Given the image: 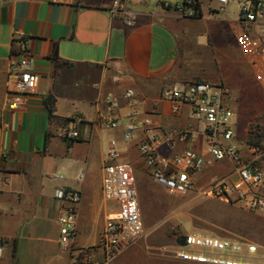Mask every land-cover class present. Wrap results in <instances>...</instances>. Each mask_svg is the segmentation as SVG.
<instances>
[{"label": "crops", "instance_id": "0c3cea01", "mask_svg": "<svg viewBox=\"0 0 264 264\" xmlns=\"http://www.w3.org/2000/svg\"><path fill=\"white\" fill-rule=\"evenodd\" d=\"M116 1L133 13V27L111 12ZM189 1L198 6L194 16L184 14ZM218 7L216 0H7L0 4V264H66L80 250L101 260L99 236L106 217L117 210L116 203L101 195L111 144L120 162L130 161L137 172L147 174L138 150L145 131L139 129L126 141L123 124L148 117L156 137L172 129L196 127L185 106L178 114L171 112L170 103L162 98L166 87L194 81L223 84L235 109L237 137L243 134L245 140L255 117L248 99L255 96L240 72L245 61L238 40L237 6L230 3L223 12ZM17 59L30 60L39 82L21 109L9 111L10 64ZM127 90L137 101L134 108L123 98ZM108 94L118 102L112 112L103 104ZM48 97L54 100L53 119L48 115ZM110 114L119 121L117 128L106 124L105 116ZM71 130L78 138L64 137ZM186 148L200 152L202 139L178 144L173 152ZM160 150L169 156L164 147ZM230 169L227 162L216 163L197 173L195 182L207 184ZM60 188L80 195L76 236L67 252L59 247V217L65 206L55 198ZM138 243L120 252L111 264H198L168 256L166 247L159 245L145 249L141 259L126 257ZM255 244L257 254L251 262L264 264V239Z\"/></svg>", "mask_w": 264, "mask_h": 264}, {"label": "built area", "instance_id": "2783aa9c", "mask_svg": "<svg viewBox=\"0 0 264 264\" xmlns=\"http://www.w3.org/2000/svg\"><path fill=\"white\" fill-rule=\"evenodd\" d=\"M7 0H0V4ZM63 3L65 0H56ZM219 12L230 3H235L238 12V40L246 57L258 90L264 97V0H216ZM186 16L196 15L194 2L187 3ZM113 14L121 15L127 27L135 25L132 12L116 1ZM23 56H28L24 47ZM39 76L31 69L28 59L13 60L10 64L8 98L9 111L21 109L25 98L37 89ZM129 108L137 101L131 90L123 94ZM162 98L170 103L173 114H178L185 106L188 118L196 127L182 130L172 129L162 137L152 132L150 118L123 124V137L130 141L135 132L144 129V139L138 150L141 163L154 184L171 196L188 193L210 198L225 204H236L256 215H264V146L255 148L247 141L241 146L237 142L235 113L231 105L230 91L223 84L194 81L181 82L166 87ZM103 104L109 112L118 108L116 98L108 94ZM110 128H117L119 121L110 115L105 116ZM65 138L76 139L74 130L64 134ZM202 139V149L195 152L190 148L175 153L178 144L192 145ZM169 154L165 157L160 148ZM227 162L230 171L221 178H214L203 186H197L195 175L216 163ZM62 178V176H58ZM79 175L77 180H80ZM101 195L105 201L116 203L117 210L106 217L104 228L99 236L97 249L101 260L95 261L88 251L80 250L71 256L66 264H111L116 256L132 246L146 234L139 204L132 165L120 162L114 144L107 151L106 163L101 179ZM55 198L65 203L59 217V247L69 251L76 236V207L80 195L71 189L60 188ZM184 244L174 250L175 258L198 264H254L251 260L257 254V245L242 240L222 239L188 233L183 236Z\"/></svg>", "mask_w": 264, "mask_h": 264}, {"label": "rangeland", "instance_id": "374dc122", "mask_svg": "<svg viewBox=\"0 0 264 264\" xmlns=\"http://www.w3.org/2000/svg\"><path fill=\"white\" fill-rule=\"evenodd\" d=\"M243 59L245 62H241L240 72L247 89L251 90L255 96V99L254 97L248 99L250 100L248 108L253 111L255 117L247 127L245 140L243 134L237 139L241 146L244 145V141H247L249 132L259 135L264 133V97L258 90L246 57L244 56ZM250 114L252 116V113ZM236 122L237 118L235 119L237 127L238 123ZM124 163L132 165L130 161H124ZM134 175L146 234L132 249L133 251L129 255L126 254L128 258L141 259L145 249H151L152 246L158 245L166 247V255L173 257L174 250L180 245L178 241L188 233L242 240L253 244L259 239H264V218L252 214L236 204H225L192 193L171 196L154 184L148 173L137 172L135 168ZM210 181L211 179L207 182ZM196 184L197 186L205 185L200 181ZM112 208L113 206L108 204V209L112 210ZM236 235L242 237H236Z\"/></svg>", "mask_w": 264, "mask_h": 264}, {"label": "trees", "instance_id": "16d2710c", "mask_svg": "<svg viewBox=\"0 0 264 264\" xmlns=\"http://www.w3.org/2000/svg\"><path fill=\"white\" fill-rule=\"evenodd\" d=\"M193 9L196 12L198 11L197 4L194 3ZM46 106H47L49 118L50 119L55 118V115H54V100L52 98L48 97L47 100H46ZM247 144L249 146H252V147H255V148H259L261 146H264V133L259 135V134H256V133L253 134L252 132H249V136L247 138ZM178 242H179L180 245L184 244L183 237Z\"/></svg>", "mask_w": 264, "mask_h": 264}]
</instances>
